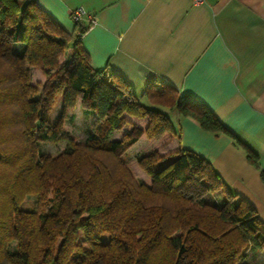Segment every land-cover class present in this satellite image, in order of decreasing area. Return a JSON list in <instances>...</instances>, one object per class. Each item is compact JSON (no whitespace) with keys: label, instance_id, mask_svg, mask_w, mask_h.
Segmentation results:
<instances>
[{"label":"trees","instance_id":"1","mask_svg":"<svg viewBox=\"0 0 264 264\" xmlns=\"http://www.w3.org/2000/svg\"><path fill=\"white\" fill-rule=\"evenodd\" d=\"M84 21L69 33L35 0H0V264H241L251 249L264 251V221L203 156L184 148L142 154L145 178L133 176L125 152L143 135L172 131L162 109L229 136L256 168L259 155L172 85L149 80L145 104L120 75L92 68L80 44ZM31 68L46 77L40 91L29 84ZM78 99L98 123L82 145L62 128ZM39 141L66 146L42 161ZM38 173L45 178L21 194Z\"/></svg>","mask_w":264,"mask_h":264},{"label":"crops","instance_id":"2","mask_svg":"<svg viewBox=\"0 0 264 264\" xmlns=\"http://www.w3.org/2000/svg\"><path fill=\"white\" fill-rule=\"evenodd\" d=\"M35 1L69 33L74 31L71 11L82 8L91 14L95 23L80 44L92 68L120 75L145 104L142 94L151 79L205 104L258 153L260 168L247 162L229 136L204 130L175 109H162L171 132L143 135L125 154L135 146L136 156L191 150L209 161L264 221V0H204L197 5L192 0ZM129 129L114 130L111 138L120 139Z\"/></svg>","mask_w":264,"mask_h":264},{"label":"rangeland","instance_id":"3","mask_svg":"<svg viewBox=\"0 0 264 264\" xmlns=\"http://www.w3.org/2000/svg\"><path fill=\"white\" fill-rule=\"evenodd\" d=\"M66 62H67V56H62L60 58V64L62 65ZM45 80H46V77L44 76L43 72L40 69H37V68L30 69L29 84L32 86H37L38 91L42 89V86L45 83ZM35 95L34 97H37L38 93ZM2 104L3 103L0 102V105H1L0 114L3 113L2 117H4L5 114L3 111L5 110V108H3L4 104L3 105ZM60 108H61V102L58 100L49 115V120L51 124H53L59 117ZM80 109L82 111V105L80 103V100L78 99L75 106L73 108L68 109L62 121L63 130L66 131L68 135L73 139V141L78 145H82L84 142H86L93 135V133H95V126L98 125V123L93 118L84 116L82 112L80 113ZM71 116L73 118H70ZM29 139H30V135L27 136V140ZM65 146L66 144L64 142L53 144L50 141H39L37 143V150L38 152H40V154H42V157L40 158V160L43 161V158H47V157L49 158L57 157L60 154V152L65 148ZM137 152H138V146L133 147L123 156V160L129 166L133 176L136 179H141V177L143 176V170H141L137 165L136 160H137V157L139 156V155L137 156L135 155ZM35 159H37V157H35ZM3 169L1 171L4 174L5 171ZM29 177L33 178L32 185L23 186L21 190V194L26 192L29 189L36 187L39 184V182L45 178V176L40 173H38L37 175L31 174ZM32 196L35 197V194H32ZM244 263L245 264H264V251L259 250V249H251L249 258H246L244 260Z\"/></svg>","mask_w":264,"mask_h":264},{"label":"built area","instance_id":"4","mask_svg":"<svg viewBox=\"0 0 264 264\" xmlns=\"http://www.w3.org/2000/svg\"><path fill=\"white\" fill-rule=\"evenodd\" d=\"M192 1L195 5L201 4L204 2V0H192ZM70 16H71L73 21H80L83 18H85L89 22V27L95 23L94 17L91 14L84 11L82 8H78V9L71 11ZM82 36H83V34L81 35V38H82Z\"/></svg>","mask_w":264,"mask_h":264}]
</instances>
